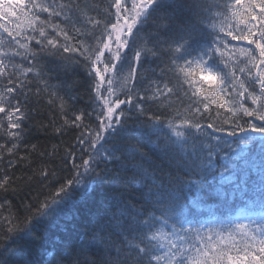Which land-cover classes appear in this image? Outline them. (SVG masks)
Masks as SVG:
<instances>
[{
  "label": "snow or ice",
  "instance_id": "obj_1",
  "mask_svg": "<svg viewBox=\"0 0 264 264\" xmlns=\"http://www.w3.org/2000/svg\"><path fill=\"white\" fill-rule=\"evenodd\" d=\"M76 8L71 3L57 5L55 0H0V21H15V31L0 23V33L9 38L10 44L8 51L0 48V78L12 85L0 92V114L7 121L5 131L12 138L7 153L13 154L18 147L23 122L29 119L26 106L13 95L21 89L14 69L23 67L13 61L27 60L31 65L45 45L53 55L51 50L62 49L85 57L99 109L98 113L94 110L98 124L93 129L85 123L92 113L73 112L70 118L64 113L63 98H54L61 101L63 118V124L55 131L63 135L66 128H80L76 141L81 154L78 158L72 146L66 149V163L71 165L66 177L58 176L54 167L47 166L34 174L55 186L43 200L25 206L28 214L22 221L4 218L8 226L0 237V264H14L17 248L13 244L17 238L38 239L33 232L34 220L66 215L77 199H91L106 180L114 184L122 182L121 173L129 170L125 161L136 156L145 158L130 139L145 128L158 133L165 126L170 130V144L165 146V151L177 155L169 160L171 170L166 173L150 171L143 164L133 166L140 177L138 205L122 194L102 198L101 211L95 215L90 231L74 243L65 242L63 247L53 244L45 250L50 259L38 261L28 254L18 264H264V160L259 167V179H253L252 168L238 171L236 163L241 154L252 150L249 145H259L264 157V0H114L111 5L114 22L103 25L105 31L97 37L96 48L90 55L89 48L79 39L75 41L77 47L70 46L71 38L65 28L48 22V18L57 17L65 24H73V16H79ZM41 14H47V18ZM88 23L98 26L101 21L91 19ZM153 28L155 32L150 31ZM59 37H63L64 43ZM33 42L39 46L35 52L30 47ZM164 56L168 57L169 65L161 72L170 71L185 95L202 105L195 107L191 116L205 112L211 115L210 108L214 107L217 117L223 109L251 118L240 123L239 118L230 115L226 121L232 129L227 135L244 134L235 141L244 148L234 159L229 157L232 163L220 168L212 163L219 147L213 142L220 140L214 132L224 131L222 126L184 116L178 120L166 119L162 112L145 108L149 101L176 94L175 85L170 87L171 81L165 83L163 75L160 83L151 81L146 94L137 93L136 85L141 83L138 70ZM241 60L250 65L246 73L250 83L241 85L242 90L236 94L240 101L250 99L254 106L251 108L232 100L229 92L230 88H236L235 64ZM32 72L30 66L22 74L27 76ZM43 83L47 87V81ZM133 93H136L135 104ZM54 100L50 99L49 103ZM31 147L36 149V145ZM4 148L0 144V149ZM47 154L54 155L55 146ZM3 159L0 153V161ZM14 165V160L7 161L8 168ZM33 178L13 177L0 168V193L15 192L20 187L18 180L24 183ZM209 178L219 185L217 197L225 201L231 198L234 205L237 198L241 200L242 217L222 227L194 225L190 217L200 207L201 200H189L188 196L203 195ZM5 203H8L6 196Z\"/></svg>",
  "mask_w": 264,
  "mask_h": 264
},
{
  "label": "trees",
  "instance_id": "obj_2",
  "mask_svg": "<svg viewBox=\"0 0 264 264\" xmlns=\"http://www.w3.org/2000/svg\"><path fill=\"white\" fill-rule=\"evenodd\" d=\"M41 2H47V0H41ZM68 3L75 4L77 6L76 11L79 13L78 17L73 16V24H65L62 18L57 17L48 18V22L50 25H58L60 28H65L68 31V35L71 38L68 41L70 46L77 47L78 45L75 41L79 39L85 47L89 48L90 55L96 48L97 37L105 31L103 25H107L109 22H114V11L111 8L114 0H55V4L57 5ZM56 10L59 11L60 9L56 8ZM41 16L42 18H47V14H41ZM21 19L24 18L22 17ZM91 19L99 20L101 21V24L98 26H92L88 23ZM0 23L7 24L10 30L15 31V21H0ZM150 31L155 32V29H150ZM59 39L61 43H64L63 37H59ZM0 40H3V44H0V48L4 51H8L10 48L9 38L0 33ZM233 43L240 44L241 42ZM30 47L31 50L35 52L39 46L35 45L33 42ZM149 47H151V45H149ZM51 51L54 55L49 52L48 46L45 45V50L39 52L36 60L31 65L27 60L21 61L20 59H16L13 61L16 65H23L22 68L14 69L15 75L19 77L21 89L13 95L20 100L22 106H26V109V103L29 102L31 97H34V100L29 107L33 110L32 114L36 115L32 117V133L22 154L26 159L25 162L14 171H9L7 168L5 172L13 177L33 176L34 178L31 181L24 183H21L18 180L17 183L20 184V187L15 192H9L7 194L0 193V204H4V207L0 208V237L4 236L8 226L4 218L15 219L17 222L22 221L28 214L25 206L27 204L35 205L38 200H43L55 186L54 183H49V181L44 180L42 177L36 178L34 174H38L42 167L47 166L54 167L57 170L58 175L66 177L69 175L70 167V164L66 163V160L68 159L66 149L69 146H75L74 149L78 154V158L79 154H81V149L77 146L76 141L78 135L74 128H66L63 135H59L55 131L56 128L61 127L63 124V118L59 107L61 101L54 100V98L57 96L63 98V103L65 105L64 113L70 118L72 117L73 112L78 113L83 111L86 113H92L90 117H86L85 119L87 125H90L94 129L98 124L94 110L98 113L99 109L97 108V101L94 99L95 93L92 88V78L88 75V61L78 52L65 53L62 49H54ZM236 51L237 54H239V50L237 49ZM129 55H131V53H129ZM168 65V57L164 56L160 59H156L154 62L150 61L149 63L144 64L143 67L138 70V80H140L141 83H138L136 88L137 93L139 94H146L145 90L148 89L151 81L160 83L161 75H163L165 83L171 81V83H169L170 87L175 85L174 93L176 94L171 95L167 99L161 98L155 102L149 101L145 104V108L150 109L152 112H162L166 119L178 120L181 116H184L190 119H198L204 124L215 123L218 126H222L224 131L214 132V135L219 136L220 140L219 142H213L214 144L218 143L219 147L216 149L218 155L213 156L212 163L216 168H220L226 163H232L233 161L232 159H229V157L234 159L236 153L239 152L243 146L236 144L235 141L239 140L244 135L239 132L235 137L227 135V132L232 129L230 127V122L226 121H229V116L233 114L226 113L223 109H220V115L217 117L215 115L217 110L212 107L210 108L211 115L205 112L203 115L197 113L195 116H191L190 113L193 109L195 107L202 108V105L199 103H193L189 96L185 95L184 89L176 83L175 76L170 71H166L165 73L161 72V69H167ZM30 66L33 67V72L27 74V76L23 75L22 72ZM248 67H250V65H246L243 60L235 64L236 88L235 90L231 88L229 89V92L232 93L231 99L234 101H240V98L236 93L242 90L241 85L248 86L250 83L248 76L246 75ZM242 68L245 70L244 72L240 71ZM37 72H39V76L36 75ZM51 80L53 81V85L50 89H47L43 81L49 82ZM11 86L12 85H8L7 82L5 86L0 85V92H3L5 87ZM37 89H40V91L37 92ZM251 90L252 89L249 88V91ZM120 91V87H117V94H120ZM22 92L25 94H21ZM43 93L45 96L44 99L41 98V94ZM73 93L74 95L76 93L80 94L81 97L79 96V99L81 100L73 102V99L71 98L73 97ZM64 95L69 97V99H64ZM147 95H150V92L147 93ZM133 96V104H135L137 102L135 99L136 93H133ZM50 99H53L54 102L49 103ZM225 99L228 100L229 97L226 96ZM240 102H246V107H254L251 104L250 99H244ZM236 118H239L240 123H244L245 120L251 119L242 114L233 115V119ZM141 119L144 118L141 117ZM77 130L80 134L81 129L77 128ZM66 131L68 134L65 133ZM169 135L170 130L166 126L158 133L152 132L150 128H145L142 130L141 134L134 135L130 139V143L141 149L143 143L139 141L138 137H145L147 144H144L142 151L148 149V153L144 155L145 160L136 165L143 164V166L150 171L161 170L162 173L170 171L169 160L177 155V153L174 151H165V146L170 144V141L168 140ZM249 135L255 134L249 133ZM229 144H231V148H229ZM32 145H36V149H33L31 147ZM54 146L55 154L48 155L47 153H52L54 151ZM249 148L252 150L241 154V158L236 161L239 165L238 171L252 168L253 179H259L258 171L264 157L261 155L259 145H256L255 147L249 145ZM41 152L46 154L41 156ZM121 175L124 177L122 182L114 184L111 180H106L104 182L105 185L98 187L96 192L93 193L92 198L87 200L86 204L77 207L75 205L73 206L74 217L77 221L71 226H68L66 231H61L59 233L60 239L58 238L59 243L57 242V244L63 247L64 243L67 241H72L74 243L80 235L93 228L94 217L99 211H101L100 202L102 198H106L109 195L122 194L123 197L128 199L131 203L139 204V190L136 193H134V190L140 187V177L137 173L135 177L132 176L137 182L134 186L138 185L135 188L130 184L129 179L131 176L125 177L123 173H121ZM216 184L218 185V183ZM217 189L218 187L211 190L216 191ZM208 192L211 191L208 190ZM5 196L7 197L8 203H5ZM188 198L189 200L193 198H199L201 200L200 207H202V210H194L190 217L191 219H200L203 217L204 212L223 215L227 211H233L235 208L243 206L241 200L237 198L235 205L231 199L226 206L218 208L214 203L208 201L207 197L205 198V192L203 195L196 193L195 197L189 194ZM187 211L188 209L186 208L185 212ZM157 215H159V213H157ZM36 237H38V239L35 240L24 237L16 239V243L13 244V247L17 248V255L14 264H18V262L28 254H31V256L38 261L50 259V257L43 251V248H46V244L50 241L55 243V239L45 237L41 231L37 232Z\"/></svg>",
  "mask_w": 264,
  "mask_h": 264
},
{
  "label": "bare ground",
  "instance_id": "obj_3",
  "mask_svg": "<svg viewBox=\"0 0 264 264\" xmlns=\"http://www.w3.org/2000/svg\"><path fill=\"white\" fill-rule=\"evenodd\" d=\"M90 82V81H89ZM0 85L5 86L6 85V80L4 78H1L0 80ZM53 85V81H49L47 82V89H50L51 86ZM80 94H75L73 93V97H71L73 99V102H78L81 99H79ZM44 93L41 94V98L44 99ZM88 97V96H87ZM89 98V97H88ZM87 98V99H88ZM40 99V98H39ZM64 99H69V97L64 95ZM34 100V97H31L29 102L26 103L27 105V111L29 114V119L23 122V130H22V139L17 141L18 147L14 150V153L9 155L6 151V149L8 147L11 146L12 143V138L7 134V132L5 131V128L7 127V121L4 119L3 114H0V124H3V127H0V144L5 145L4 149H0V153H3L4 159L3 161H0V168H4V170H7V161L9 159H12L15 161V165L11 168H8L9 171H14L15 169H17L23 162H25L26 159H19V157H24L23 151L25 150V146L26 143L28 142L29 137L31 136L32 133V129L33 126L32 122H33V116H35L36 114H32V108L29 107V105L31 104V102ZM245 106L247 105L246 102H244ZM7 107V105H5ZM95 120V119H94ZM74 130L76 131V134L79 136V131L77 130V128ZM78 131V132H77ZM66 134H68V132H65ZM139 141L143 143V147L144 144H147V140H145V137H138ZM140 142H138L139 144H141ZM137 147V146H136ZM143 147L139 150L140 152H142L144 155H146L148 153V149H144V151H142ZM73 148H75V146H73ZM119 155V154H118ZM145 159H141L139 156L130 158L128 161H125V164L127 165L128 169L125 172H122L124 174L125 177H130V184H132V186H134L137 182L132 178L135 177L136 175V169L133 167L134 165H136L137 163H142ZM71 170V165L69 167V173ZM60 176V175H58ZM63 177V175H62ZM105 184H103L102 186H104ZM128 185V184H127ZM126 185V186H127ZM129 186V185H128ZM138 185L134 186L135 188ZM216 187L219 188V185L216 184L215 181H213L212 178H209L208 180L205 181V198L207 197L208 201L214 203V205L218 208H223L224 206H226L229 201L231 200V198H228L227 201H225V199L223 197H217L215 195L216 191H212L211 189H216ZM129 189V188H128ZM139 190V188H136L134 190V193H136ZM207 190V191H206ZM211 191V192H208ZM75 199V198H74ZM87 201H79L78 199L75 201V206H80L82 204H86ZM59 220V221H57ZM76 218L74 217V211L73 209L71 211H69L66 215L65 214H61V215H57L55 217L52 218H42L39 220H34L33 221V232L35 234V236L37 235V232L41 231L42 234L45 235V237H51L52 239H55V243L54 242H49L48 244H46V248H43V251L46 254V249H51L53 244H57V242L59 243V233L62 231H66L68 229V226H71L72 224L75 223ZM59 238V239H58ZM51 239V240H52ZM92 258H95V254H93Z\"/></svg>",
  "mask_w": 264,
  "mask_h": 264
}]
</instances>
